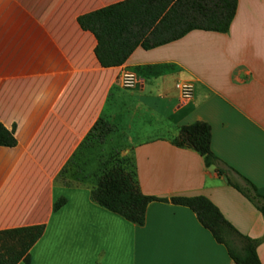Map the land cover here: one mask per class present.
<instances>
[{
    "label": "crops",
    "instance_id": "0c3cea01",
    "mask_svg": "<svg viewBox=\"0 0 264 264\" xmlns=\"http://www.w3.org/2000/svg\"><path fill=\"white\" fill-rule=\"evenodd\" d=\"M120 1L0 0V121L17 139L0 146V230L45 226L19 264H237L196 212L171 201L204 195L258 241L264 264V216L229 181L248 179L264 196V0H238L228 32L192 30L104 67L79 17ZM124 70L137 73L134 87L122 85ZM182 80L194 86L188 102ZM99 119L112 130L87 148ZM196 121L211 125L216 164L174 142ZM101 151L130 159L141 191L167 199L149 203L144 224L92 199ZM87 156L83 182L59 180Z\"/></svg>",
    "mask_w": 264,
    "mask_h": 264
},
{
    "label": "trees",
    "instance_id": "16d2710c",
    "mask_svg": "<svg viewBox=\"0 0 264 264\" xmlns=\"http://www.w3.org/2000/svg\"><path fill=\"white\" fill-rule=\"evenodd\" d=\"M237 6L238 0H123L81 15L79 23L95 34V54L100 64L111 67L125 63L138 47L155 48L180 39L192 30L228 32ZM111 130V126L99 119L83 141V146L92 148L87 145L95 132H99L100 143L104 142ZM211 139V125L196 121L182 125L174 142L195 149L204 157L206 165L210 166L218 161L211 148ZM16 144L14 131L0 121V146L11 147ZM77 160L81 158L77 157ZM103 165L96 184L91 188V197L109 211L142 225L149 203L167 200L141 191L130 159L112 153ZM78 166L83 168L81 163ZM245 180L247 185L241 186L229 179L232 185L255 203L264 216V196L258 193L253 183ZM66 201L65 197L58 199L55 209L61 208ZM171 201L196 212L201 224L227 247L237 264H261L257 252L258 241L239 233L208 197L173 196ZM44 230V225L0 230V264L29 263L30 250ZM224 235H232L245 242L239 253L231 248Z\"/></svg>",
    "mask_w": 264,
    "mask_h": 264
},
{
    "label": "rangeland",
    "instance_id": "374dc122",
    "mask_svg": "<svg viewBox=\"0 0 264 264\" xmlns=\"http://www.w3.org/2000/svg\"><path fill=\"white\" fill-rule=\"evenodd\" d=\"M91 142L88 143L87 146H91L92 148H97L99 143H100V137H99V132H95V134H92L91 136ZM94 151V149H93ZM92 151V152H93ZM99 156V153L98 154H94L92 153V158H96ZM90 156H87L86 157V163H85V167H83L82 169L78 167H76L72 173L67 174L65 172H63L60 176H59V180L61 182H66V183H70V184H75V183H80V182H83V178L80 177L83 173H85L84 171L86 170V166H87V162L89 160ZM101 158L104 160V159H107L108 157L101 151ZM82 165V164H81ZM226 241L229 243V245L231 246V248L236 252V253H239L240 250L244 247L243 245L245 244L244 241H242V239L240 238H237L235 236H226L224 235Z\"/></svg>",
    "mask_w": 264,
    "mask_h": 264
},
{
    "label": "built area",
    "instance_id": "2783aa9c",
    "mask_svg": "<svg viewBox=\"0 0 264 264\" xmlns=\"http://www.w3.org/2000/svg\"><path fill=\"white\" fill-rule=\"evenodd\" d=\"M139 81L137 73L131 70H124L121 74L122 85L126 88L134 87ZM180 91V97L183 102H188L193 98L194 86L188 80H182L177 83Z\"/></svg>",
    "mask_w": 264,
    "mask_h": 264
}]
</instances>
